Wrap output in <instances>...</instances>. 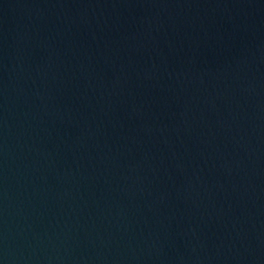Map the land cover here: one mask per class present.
Instances as JSON below:
<instances>
[{
  "label": "water",
  "instance_id": "obj_1",
  "mask_svg": "<svg viewBox=\"0 0 264 264\" xmlns=\"http://www.w3.org/2000/svg\"><path fill=\"white\" fill-rule=\"evenodd\" d=\"M0 264H264V0H0Z\"/></svg>",
  "mask_w": 264,
  "mask_h": 264
}]
</instances>
